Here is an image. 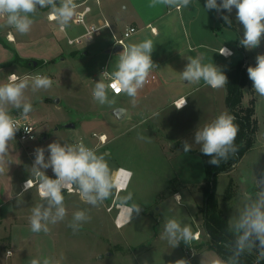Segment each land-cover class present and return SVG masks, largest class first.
<instances>
[{
  "label": "crops",
  "instance_id": "1",
  "mask_svg": "<svg viewBox=\"0 0 264 264\" xmlns=\"http://www.w3.org/2000/svg\"><path fill=\"white\" fill-rule=\"evenodd\" d=\"M143 2L149 8L147 13L143 15V24L144 27H150L152 35L150 39L153 42L151 57L157 65H160L159 68H152L150 70L149 74H155V77L147 86L138 91L135 99L139 102L140 111L136 110L132 105L115 103L107 109V104L101 105L99 102H93V100L91 103L88 102L90 105H100L101 109L108 115L104 121L108 120L107 124L110 128L117 127L119 125L118 121L125 120L127 133L135 127L142 126L147 120H152L158 112L160 113L167 108L177 113L181 112L180 114H190L188 111L193 110L195 107L194 103L200 102L197 100L199 97H195L196 93L199 89L208 85L203 80L199 83H188L181 78V72L187 65L188 58L197 56L193 54L194 47L203 46L204 49L209 51L207 52L208 54L211 52L210 54L215 55L221 46H225L232 50L233 54L226 58L218 53L222 59H228L235 55L233 47L225 43L226 40L232 42L234 37L229 34L226 38H223L221 35V39H218L216 28L219 27H216V25L215 27L211 26L209 20L202 23H199L197 20H189L190 23L187 24V20L180 17L178 13L179 9L176 7L169 8L165 5V10L157 11V9H154L155 6H152V0H143ZM116 3H118V0L110 1V6H107L108 10H105L101 6V1H89L91 10L86 14L85 22L86 24H96L99 26V29L93 32L89 39L82 38L78 44H69L67 39L82 34L85 31L84 26L70 21L72 28H80L81 32L78 34L76 32L72 33L67 27L62 31L57 21L47 18V14L51 12L50 7H46L42 12H39L40 8L37 9L36 13L39 14L36 18H39L37 23L39 27H37L36 32L30 31L25 35L19 34L10 26L7 28L5 26L6 19L1 20L0 83L7 82L8 75L11 73H28L29 75L27 76L29 77L40 74L54 78L55 73L61 70H67L68 73H71L75 83H81L86 73L89 72L87 70L88 65H96L97 62V70L92 71V75L89 78V81L93 82L94 85L88 86L93 91L96 82L102 80L105 83V78L101 75V71L105 69L112 74L115 71L116 65L110 66L109 62L112 59L119 60L120 52L123 51H111L115 45V40L122 36L116 33L109 17L111 16L110 9L113 6L116 7ZM129 4L132 5L133 2ZM168 9H174L177 11V15L172 18H166L165 14L168 13ZM45 12H47L46 15ZM215 14L219 17V13L215 11ZM34 15L35 13L30 14V17L33 18ZM232 19L234 22L233 30L238 31L236 21L233 17ZM125 28L126 26L123 30ZM168 37L171 39H168ZM237 39L238 36L236 37ZM132 44H138V41H133ZM172 52L176 53V55H171ZM15 54L20 61H13ZM201 55L199 54V56ZM171 56H175V58L171 60ZM26 59L31 61L25 65L22 60ZM99 59L101 60L98 61ZM74 61H77V63H73ZM235 63L236 61L223 63V67L220 70L225 73ZM71 64H74L76 68H65V65L70 66ZM25 69L28 72H24ZM208 88L211 89L210 86ZM72 95L76 100L74 102H65V105H71V108L80 107L81 104L89 106L81 100L80 94ZM108 95H110V92H108ZM181 96L186 98L187 103L181 109H177L173 104V100ZM225 96L226 89L224 88V100ZM44 99L47 102L56 104L57 107L55 108H58V103L61 101V97L55 98V100L51 99V97H44ZM190 106L191 110L189 109ZM117 107L125 109L122 119H118L113 113V110ZM7 108L11 116L19 111L11 105H8ZM59 118L62 126L60 127L58 125L59 122H56L52 130L59 131L61 136L72 138L73 131L77 128L78 131L79 129L81 130L80 124L73 122H71L74 124L73 127H67L65 124L70 123V120L65 114H62ZM170 121L172 122V126L169 131L164 130L163 132L166 135L160 136L167 137V139L161 142L160 150L162 153H164L165 146L174 148L178 143L182 146V140L188 138L187 136H190L198 128L195 124L188 123L186 134L185 132L180 133L181 128L178 129L177 118L174 120L170 119ZM46 136H41V139L47 138ZM79 137L82 136L80 135ZM74 140L71 139V145ZM16 141L20 142L15 135V138L9 142V150L5 158L7 162L2 165L3 171L0 172V264H30V261L34 258L41 260V264L45 258L50 260V264H98L97 260L102 258L103 255L112 256L119 264H178V262L179 264H190L191 255L195 252L192 246H188L190 248L189 251L188 247H183L179 243L173 247L166 239H161L164 223L168 218H175L180 222L182 227L188 226L192 234L200 230V227L197 228L196 219L199 216L197 212L198 206L202 201V196L197 197L195 192L194 194L192 193L190 189L192 183L188 181L187 171H179L180 166H183L184 170L190 168L186 162H181L180 165L176 163L177 168H175L171 163L172 156L169 153L167 164L169 171H166L161 178H153L149 182L143 178L149 170L139 161V156H135V161L132 160V156L120 162H107L113 179L117 168L131 172V177L125 176L124 179H127L125 183H116L117 186H122L113 188L109 198L96 206L86 203L81 199L80 194L71 195L70 199L73 202L74 209L67 210V213L73 212L72 216L78 210L85 211L90 220L82 224L79 229L80 232H104L105 241H99L98 237H94L95 243L93 247H89L90 249L85 245L83 246L82 243H78L79 240H75L72 244H67L66 242L61 252L57 253V247L53 242L54 240L51 239L50 232L51 230H56L53 229V226H56L59 233L63 229V225H68V222H65L67 221V217H65L66 220L55 224L49 223L48 233H44L43 231L33 233L31 231L30 216L33 206L29 207V205L24 203L27 201L26 198L23 199L26 191L21 189V187L24 180L29 178L34 179L35 176L32 174V166H25L21 160V156L24 150L22 149L23 147H27L29 150L35 149H31L30 144L21 142L23 146L18 147ZM122 150L126 151V147L123 146ZM192 150L199 152L200 145L192 147ZM109 152L110 150L107 149L106 153L108 154ZM114 152L118 153L117 149ZM126 153L130 156L136 153L140 154L141 151L137 147L133 146V148H130L128 146ZM230 171L222 173L226 174ZM45 173L48 176L50 175V172H46V170ZM189 174H192V172L189 171ZM154 177H159L158 173ZM201 183L202 181L197 183L198 189ZM179 184L183 186L181 187L182 189L178 187ZM129 193H131V199L125 205L122 201ZM177 193L181 196L179 202L175 199V194ZM36 199L40 201V204L45 203L37 194ZM13 203H16V207H13ZM132 204H136L141 208L140 214L137 216L133 212L130 221L125 223V207H130ZM98 218L105 219V225L101 226L102 229L100 228V230L97 228ZM227 218L230 225L231 217L227 215ZM118 221L122 225L121 227L117 226ZM87 226L90 229H85ZM111 246H114V248L111 249ZM80 248L84 249L85 253H78L80 257L77 258L75 256L73 259L70 251L73 250L75 252ZM192 249L194 250L192 251ZM105 264L110 263L106 262Z\"/></svg>",
  "mask_w": 264,
  "mask_h": 264
},
{
  "label": "clouds",
  "instance_id": "2",
  "mask_svg": "<svg viewBox=\"0 0 264 264\" xmlns=\"http://www.w3.org/2000/svg\"><path fill=\"white\" fill-rule=\"evenodd\" d=\"M192 0H152V6L166 5L177 9L188 7ZM50 7L49 19L57 21L63 31L73 19L77 5L75 0H0V17L6 19L5 26H10L21 35L28 34L31 30L33 20L30 14L36 13L38 8ZM205 9L216 10L221 14L225 23H230L228 15L233 9L236 10V20L243 26V38L240 45L246 49H254L261 43L264 37V0H206ZM153 42L144 40L138 44H132L120 52L116 70L111 74V83L106 84L102 80L96 82L93 89V98L101 105H112L114 100L109 99L108 90L116 94L123 92L136 103L138 91L147 82L150 70L153 67L151 53ZM221 56L229 57L233 53L227 47L219 49ZM203 56L189 57L188 63L181 72V78L188 83H199L201 80L213 89H219L228 83L227 76L214 64L202 63ZM106 75V73H103ZM248 78L256 93L264 97V54L256 56L255 66L247 67ZM52 80L44 75L20 77L16 73L8 75L7 82L0 83V172L5 160L9 142L15 138L18 131L17 123L9 114L7 108L11 105L17 110L22 109V115L27 118L32 111V104L26 102L25 90L31 86L32 91L49 89ZM186 98H181L176 108L181 109L186 104ZM235 117L228 113H221L211 123L197 128L194 132V142L200 145V152L204 156L211 157L208 163L217 166L221 160H227L230 154L237 151L235 139L238 134V126L234 123ZM182 149L185 153L192 150V145L184 141ZM49 153L45 157V151ZM32 174L38 181V195L42 201L31 210L30 229L33 233L49 232V223L55 224L63 221L67 215L63 195L66 190L72 193L74 189L79 192L81 199L86 203L96 206L109 198L113 188L117 186L113 179L105 154L98 155L95 150L90 149L80 142L76 145H68L52 142L47 149L38 147L34 151ZM51 169L54 177L46 175L45 170ZM123 175L131 177V172L121 170ZM34 186L33 179L29 178L23 185L24 191ZM122 186V185H121ZM258 196L256 200L245 204L230 227L236 234V254L244 252L245 248H252L258 244L264 256V179H257ZM131 199V193L122 201L127 205ZM179 202L181 196L175 194ZM141 208L132 204L125 207V223L129 222L134 212L137 216ZM90 220L85 211L78 210L69 223L73 231H78L83 223ZM117 226L121 227L120 222ZM192 238L188 226H181L175 218L166 219L161 234V239H166L170 245L175 247L181 240L188 241ZM30 264H41V260L32 259ZM42 264H50L45 258ZM179 264V262H178Z\"/></svg>",
  "mask_w": 264,
  "mask_h": 264
},
{
  "label": "rangeland",
  "instance_id": "3",
  "mask_svg": "<svg viewBox=\"0 0 264 264\" xmlns=\"http://www.w3.org/2000/svg\"><path fill=\"white\" fill-rule=\"evenodd\" d=\"M90 1V0H89ZM101 1L103 8L105 10H108L107 6H110L109 2L113 0H99ZM133 2L132 5L129 3ZM60 1L57 0V4H59ZM120 4V5H119ZM146 3L143 2V0H118V3H116V7L113 6L111 8V16L110 19L112 21V24L114 25V28L116 30V33L118 35H123L124 27L134 26L136 29L135 32L130 34V37L125 38V45L128 47L129 45H132L133 41H138V43L143 42L144 40H150L152 38L150 27H144L143 24V15L147 13L148 9L145 5ZM206 0H192L191 4L188 7L181 8L178 10V13L180 14V17L182 19L187 20V24L190 23L189 20H197L199 23L205 22L206 20H209L210 25L213 27L218 26L219 28H216L218 33V39H221V35L223 38H226L227 35L230 34V36H233V41L230 42L228 40L225 41V43L231 45L233 49L235 50V55L228 58V59H222L218 53L215 55L208 54L209 52L207 49H204L203 46H197L193 48V54L194 56H199V54L203 55L202 63L205 64H214L218 66L220 69L223 67V63L228 62H234V61H242V68H245L247 71L248 66H255L256 63V56L259 54H264V37L261 39V43L258 47L254 49H246L243 46L240 45V40L243 38V26L236 20V10L233 9L231 12V16L236 21V28L237 30H233L227 27H224L222 25L221 20L219 17L215 14L216 10H207L205 9ZM125 6V8H123ZM165 5H156L154 9H157V11H163L165 10ZM169 7V6H168ZM46 8V7H45ZM45 8H40L39 12L45 10ZM170 8V7H169ZM42 9V10H41ZM151 9V8H150ZM39 13H35L33 18V24L31 27L32 32H36L37 27H39L37 15ZM42 14V13H40ZM47 12H45V15ZM166 18H172L173 16L177 15V11L168 9V13L165 14ZM152 24V23H151ZM150 24V25H151ZM184 26V25H183ZM190 27L189 25H187ZM8 28V26H6ZM210 28V26H209ZM67 29L76 34L81 32L80 28H72L71 22L67 26ZM72 30V31H71ZM70 33L71 35H73ZM190 33V30H189ZM238 36V39L236 40V37ZM168 39H171L168 37ZM224 41V40H223ZM192 42V41H191ZM238 42V44H237ZM197 43V42H196ZM195 43V44H196ZM4 44V43H3ZM125 47V48H126ZM167 49V48H166ZM176 55V53H171V55ZM205 55V57H204ZM218 57V59H217ZM171 60L175 58V56H171ZM99 59L98 61H100ZM31 61V60H30ZM153 61V60H152ZM40 62V61H39ZM73 63H77V61H74ZM118 60H111L109 62L110 66L117 65ZM153 67L152 68H159V65L153 61ZM69 65V64H67ZM97 65L92 64L88 65L87 70L89 72L86 73L84 78L82 79L81 83L77 82L75 83L73 81L71 73H68L67 70L59 71L55 73L54 78L49 77L52 80V86L49 89H39L35 92L32 91L31 86H29L28 89L25 90V99L26 102H30L32 104V111L28 114L27 118H32L37 122V128H36V134L37 139L34 142H30V148L36 149L38 147H43L47 149V145L52 142H58L64 144L71 145L70 141L71 139H77L80 135L84 139L85 143L87 145L95 146L97 143V137L90 135L93 134H105L106 135V142L99 148H96L95 151L98 155L105 154L106 161L109 162H115V161H122L125 158H132L133 161L136 160V157H140V162L144 164L147 169L149 170L145 176H143L144 179H146L148 182L153 180V178H161L166 171H169L168 164V157L169 153L172 156L171 163L177 168L175 165L178 163L180 165L181 162H186L188 164V167L186 170H184L183 166L179 167V171L182 170L183 172L187 171L188 175V181L192 183L190 185V189L192 193L197 197H201V193L198 189L199 181H202L204 176V168L201 156L199 152L191 150L188 153H185L182 149V146L178 143L175 145L174 148L166 147L164 148V153L161 152V142L167 139V137H160L162 135H166L165 131H169L170 127L172 126L171 120H174L177 118L178 121V129L181 128L180 133L185 132L186 134V127L187 124H195L196 127L202 128L204 125L211 123L213 120H215L221 113H228V106L224 100V88L219 89H209L207 87H203L198 90L195 97H199L197 100L200 101L198 103H194V108L192 111H188L190 114H180L181 112L177 113L174 112L172 109L167 108L158 114L152 119L147 120L146 123L142 124V126L135 127L130 132L127 133L126 129V122L118 121L119 124L117 127L114 126L113 128H110L108 126V120L104 121L107 118V114L101 109L100 105L96 104L90 105L88 102L98 103L93 98V91L91 90V87L88 85H94V83L89 81V78L91 77V72L97 70ZM59 68V67H58ZM63 68V67H60ZM65 68H76L74 64H71L70 66H66ZM116 70V68H114ZM24 72H28L27 69H25ZM73 74V73H72ZM225 74V73H224ZM20 77H23L25 75H29L28 73L25 74H17ZM72 94H80L81 100L88 104L89 106H84L83 104L79 106L72 107L71 105L67 106L65 105V102H71L76 100V98ZM70 96V97H69ZM109 99H112L115 101V103L123 104V105H132L135 107L136 110L140 111L139 102L136 101L135 104L132 103V98L128 97L126 94L121 93L119 95H113L110 93ZM44 97H51V99L55 100V98L61 97L60 103H58V108L56 104L50 103L45 101ZM70 98V99H69ZM250 99H253L254 101V107H255V116L258 121V129L256 132V138L253 146L249 151H247L241 159L236 163L234 168L226 174L219 173L217 175L216 180V186H215V195L218 201V205L224 215L227 217H231V222H234L235 219L238 217L239 213L243 210V207L245 204L250 203L253 200L257 199L258 196V188L256 180L259 176L264 175V136H262V133H264V97L260 96L256 93L255 89L251 85H246L242 89V102L244 104H247ZM205 100V102H204ZM202 101V102H201ZM114 103V104H115ZM105 105V104H103ZM111 105L107 104V109L110 108ZM191 110V106L189 108ZM184 112V111H183ZM146 113V112H145ZM62 114H65L66 117H69L70 122L80 124L81 130L78 128L73 131V137L70 138L68 136H61L60 132L52 130L54 128V124L56 122L60 121V116ZM13 115H22V110L17 111V113ZM12 115V116H13ZM187 119L189 120L187 122ZM60 127L62 126V122H59L58 124ZM112 127V126H111ZM173 130V129H172ZM164 133V134H163ZM169 135V133L167 132ZM47 135L45 139H41V136ZM138 135V136H135ZM188 138H185L182 140V143L184 141H188L192 147L199 146V144H196L194 142V133H191L190 136H187ZM17 146H23L20 142L16 141ZM21 146V147H22ZM126 147V151L122 150V147ZM130 146V148L137 147L141 151L140 154H132L129 156L127 154V147ZM23 154L21 156V160L25 166H32L33 161L28 154L29 149L27 147H23ZM109 149L110 152L107 154L106 150ZM117 149L118 153H115L114 150ZM47 154V150L45 151ZM189 171L192 172V174H189ZM46 172H50V176H54L52 170L49 168L46 170ZM158 173L159 177H154ZM47 174V173H46ZM142 177V176H141ZM229 180L232 181V188L231 193L229 197H226L227 195V185ZM178 187H183L181 184H179ZM23 189V187H21ZM182 189V188H181ZM24 190V189H23ZM198 191V192H197ZM26 195L23 196V199L26 198L27 205L35 207L36 205L40 204V201L36 199V194L38 195V192L33 186L30 190L26 191ZM73 194H79L78 191H73L72 193H68L66 190L64 191L63 195L65 197L64 204L66 207V210H73L74 205L72 200L70 199V196ZM201 204V203H200ZM16 203H13V207ZM72 211L70 213H67V221L68 225L72 220ZM186 218V217H185ZM66 220V219H64ZM105 219L98 218V226L97 228L100 230L101 226L105 225ZM228 220V218H227ZM201 218L198 216L196 219L197 228L200 227V230H197V238H191L188 240L189 247L193 245L194 241L196 240H205L207 239V236L203 234V230L201 227ZM229 223V221H228ZM66 224L63 225V229L60 230V232H57L56 226H53V229L51 230L50 236L51 239L54 240L53 242L56 244L57 247V253L61 252L62 247L65 246L64 244H72L75 242V240H79L78 243H82V245L86 247H93L95 243V238L98 237L99 241H105V233L98 232V233H91V232H80L78 230L76 233H74L73 229L70 228ZM84 229V228H83ZM85 229H90L89 226H87ZM102 229V228H101ZM195 233V232H194ZM103 239V240H102ZM81 241V242H80ZM101 244V243H100ZM99 245V244H98ZM103 245V244H102ZM187 248L190 251V248ZM114 246H111V249H113ZM81 249V248H80ZM77 249L75 252L73 250L70 251L71 256H73V259L75 256L78 258L80 257L79 254H84V249ZM90 249V248H89ZM194 249H192L193 251ZM247 251H250L249 248L246 247ZM79 253V254H78ZM98 264H105L106 262L110 264H119L117 261H115L112 256L109 257L107 255H103L102 258H99ZM225 262L222 261V259L212 250L202 249V251H195L191 255L190 258V264H224Z\"/></svg>",
  "mask_w": 264,
  "mask_h": 264
},
{
  "label": "trees",
  "instance_id": "4",
  "mask_svg": "<svg viewBox=\"0 0 264 264\" xmlns=\"http://www.w3.org/2000/svg\"><path fill=\"white\" fill-rule=\"evenodd\" d=\"M219 2L220 0H218ZM223 15L229 16L230 23H225L219 13L222 25L234 29V22L230 14L224 12ZM13 61H20L16 54L13 57ZM22 61L25 65L30 62L29 59ZM241 64L242 61L239 60L225 72L228 79V83L225 84V100L230 114L235 117L234 123L239 129L235 139L237 151L234 154H230L227 160H221L217 166L210 165L208 160L211 157L204 156L199 151L203 163L204 176L199 186L202 201L198 206L197 215L202 220L201 227L207 239L196 240L191 246L195 251L202 249L214 251L226 264H264V256L260 255L262 249L259 248L258 244L250 248V251L245 248L244 252L239 255L236 254V234L230 227L227 217L220 209L215 195L217 175L232 170L241 157L251 149L258 129L253 99H250L247 104L242 102V89L246 85H251L252 81L248 78L247 71L242 68ZM231 184L232 181L229 180L226 197L230 196ZM179 244L183 247L190 246L189 242L184 240H181Z\"/></svg>",
  "mask_w": 264,
  "mask_h": 264
},
{
  "label": "built area",
  "instance_id": "5",
  "mask_svg": "<svg viewBox=\"0 0 264 264\" xmlns=\"http://www.w3.org/2000/svg\"><path fill=\"white\" fill-rule=\"evenodd\" d=\"M75 3L77 5V8L75 10V15H74V17H73V19L71 21L74 24L83 25L85 31L82 34H80L79 36L68 38L67 41H68L69 44H78V43L81 42L82 38L83 39L84 38L85 39H89L91 37V34L99 29L98 25L93 24V23L92 24H86V22H85V16L91 10V6L89 4V0H75ZM49 14L50 13L47 14V18L49 17ZM3 19H5V18L4 17H0V21L3 20ZM59 28H60V25H59ZM135 31H136V29L132 25L126 27L124 32H123V35L115 40V44L121 45L123 47V49H124L125 48V41H124L125 38L130 36V34H132ZM222 47H225V46H221L220 48H222ZM219 49H218V51H219ZM103 73H106V75L103 74ZM101 75L105 78V83L106 84H110L111 83V74L107 70L103 69L101 71ZM154 77H155V74H149L147 82L144 85V87L147 86ZM108 92H110L113 95H119V94H116L110 88H109ZM181 98H184V97L181 96V97H178L175 100H173V104L176 106L177 102ZM12 117L16 121L17 127L19 128L18 131L16 132L17 139L21 143L34 142L37 139V134H36L37 122L35 120H33L32 118H24L23 115H13ZM92 135L97 137L96 147L95 146H91V145H87L82 137H78L76 140H74L72 145H76V144H78L80 142H83L86 147L95 150L96 148L101 147L106 142V135L105 134H96V133L94 134L93 133ZM34 151L35 150H29L28 151V154L30 155L32 160H34ZM47 156L48 155L45 152V157H47ZM121 170H124V169L117 168V170H116V172L114 174V181L117 184H119V183L121 184L122 182L125 183L127 181V179H124L125 176L123 175V172ZM124 171H126V170H124ZM126 172H128V171H126ZM50 177L51 178H55L54 176L53 177L50 176ZM25 181L26 180H24L22 182V187H23ZM33 181H34V186H35V188H36V190L38 192V181H37L36 178H34ZM116 187H121V185H118ZM74 191H75V189H74ZM192 237L193 238H197L198 237L197 236V232L193 233Z\"/></svg>",
  "mask_w": 264,
  "mask_h": 264
},
{
  "label": "water",
  "instance_id": "6",
  "mask_svg": "<svg viewBox=\"0 0 264 264\" xmlns=\"http://www.w3.org/2000/svg\"><path fill=\"white\" fill-rule=\"evenodd\" d=\"M121 50H123V47L121 46V45H118V44H115L114 46H113V48L111 49V51L112 52H119V51H121ZM34 64H35V62H34ZM124 112H125V109L124 108H122V107H117V108H115L114 110H113V113H114V115L118 118V119H122L123 118V116H124ZM67 127H73L74 126V124L73 123H67V124H65ZM262 136H264V133H262ZM258 178H262V179H264V175H262V176H259ZM257 178V179H258ZM256 183H257V180H256Z\"/></svg>",
  "mask_w": 264,
  "mask_h": 264
}]
</instances>
